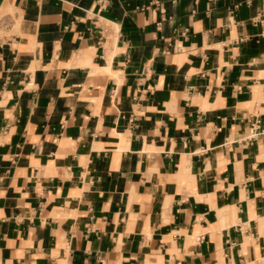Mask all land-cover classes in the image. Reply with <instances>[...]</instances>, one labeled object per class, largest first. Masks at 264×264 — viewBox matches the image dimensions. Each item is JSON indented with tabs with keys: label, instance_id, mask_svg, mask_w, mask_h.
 <instances>
[{
	"label": "crops",
	"instance_id": "0c3cea01",
	"mask_svg": "<svg viewBox=\"0 0 264 264\" xmlns=\"http://www.w3.org/2000/svg\"><path fill=\"white\" fill-rule=\"evenodd\" d=\"M0 264H264V0H0Z\"/></svg>",
	"mask_w": 264,
	"mask_h": 264
},
{
	"label": "built area",
	"instance_id": "2783aa9c",
	"mask_svg": "<svg viewBox=\"0 0 264 264\" xmlns=\"http://www.w3.org/2000/svg\"><path fill=\"white\" fill-rule=\"evenodd\" d=\"M259 133H260V131H258L257 127L255 125H253V127L251 129V133H250L248 138H253L256 135H258Z\"/></svg>",
	"mask_w": 264,
	"mask_h": 264
}]
</instances>
